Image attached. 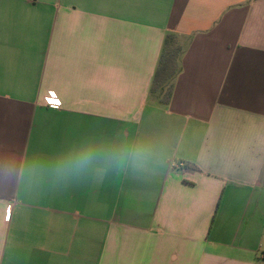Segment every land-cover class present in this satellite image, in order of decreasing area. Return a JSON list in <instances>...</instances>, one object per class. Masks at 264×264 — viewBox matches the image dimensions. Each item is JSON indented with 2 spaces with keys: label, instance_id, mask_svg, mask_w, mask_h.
Wrapping results in <instances>:
<instances>
[{
  "label": "crops",
  "instance_id": "crops-1",
  "mask_svg": "<svg viewBox=\"0 0 264 264\" xmlns=\"http://www.w3.org/2000/svg\"><path fill=\"white\" fill-rule=\"evenodd\" d=\"M0 264H264V0H0Z\"/></svg>",
  "mask_w": 264,
  "mask_h": 264
},
{
  "label": "trees",
  "instance_id": "trees-1",
  "mask_svg": "<svg viewBox=\"0 0 264 264\" xmlns=\"http://www.w3.org/2000/svg\"><path fill=\"white\" fill-rule=\"evenodd\" d=\"M181 52L176 36L168 34L165 38L150 92L152 96L159 97L161 104L167 105L171 100L173 93L172 80L180 72L179 58ZM185 166L194 171H199L193 164H186Z\"/></svg>",
  "mask_w": 264,
  "mask_h": 264
},
{
  "label": "clouds",
  "instance_id": "clouds-1",
  "mask_svg": "<svg viewBox=\"0 0 264 264\" xmlns=\"http://www.w3.org/2000/svg\"><path fill=\"white\" fill-rule=\"evenodd\" d=\"M93 160V156L91 153L88 154H84L80 157H78L75 161H73V165L74 167H76L77 169H82L84 167H86L87 165H89Z\"/></svg>",
  "mask_w": 264,
  "mask_h": 264
}]
</instances>
